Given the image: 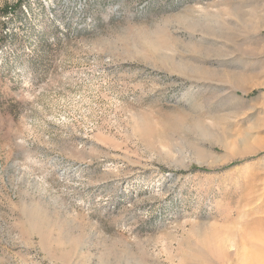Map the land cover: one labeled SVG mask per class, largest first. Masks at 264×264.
Here are the masks:
<instances>
[{
    "label": "rangeland",
    "instance_id": "obj_1",
    "mask_svg": "<svg viewBox=\"0 0 264 264\" xmlns=\"http://www.w3.org/2000/svg\"><path fill=\"white\" fill-rule=\"evenodd\" d=\"M0 264H264V0H0Z\"/></svg>",
    "mask_w": 264,
    "mask_h": 264
},
{
    "label": "trees",
    "instance_id": "obj_2",
    "mask_svg": "<svg viewBox=\"0 0 264 264\" xmlns=\"http://www.w3.org/2000/svg\"><path fill=\"white\" fill-rule=\"evenodd\" d=\"M50 0H43L44 3H48ZM10 10V11H8ZM15 11V7L13 8L12 6L11 7H7L4 9L3 11V14H8L9 12H14Z\"/></svg>",
    "mask_w": 264,
    "mask_h": 264
}]
</instances>
